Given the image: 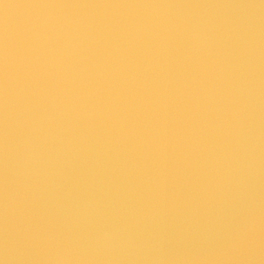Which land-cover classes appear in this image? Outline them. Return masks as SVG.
Returning a JSON list of instances; mask_svg holds the SVG:
<instances>
[{"label":"clouds","instance_id":"obj_1","mask_svg":"<svg viewBox=\"0 0 264 264\" xmlns=\"http://www.w3.org/2000/svg\"><path fill=\"white\" fill-rule=\"evenodd\" d=\"M0 264H264V0L8 19Z\"/></svg>","mask_w":264,"mask_h":264},{"label":"water","instance_id":"obj_2","mask_svg":"<svg viewBox=\"0 0 264 264\" xmlns=\"http://www.w3.org/2000/svg\"><path fill=\"white\" fill-rule=\"evenodd\" d=\"M37 0H0V31L3 30L6 23L9 22L19 25L24 16V11ZM10 6L6 12L5 6Z\"/></svg>","mask_w":264,"mask_h":264}]
</instances>
